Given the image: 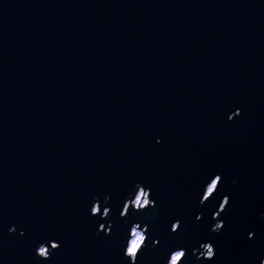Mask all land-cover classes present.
<instances>
[{
	"label": "water",
	"instance_id": "1",
	"mask_svg": "<svg viewBox=\"0 0 264 264\" xmlns=\"http://www.w3.org/2000/svg\"><path fill=\"white\" fill-rule=\"evenodd\" d=\"M261 211L264 0H0V264H259Z\"/></svg>",
	"mask_w": 264,
	"mask_h": 264
},
{
	"label": "snow or ice",
	"instance_id": "2",
	"mask_svg": "<svg viewBox=\"0 0 264 264\" xmlns=\"http://www.w3.org/2000/svg\"><path fill=\"white\" fill-rule=\"evenodd\" d=\"M236 110H238V113L241 112V108L237 107ZM222 174H214L208 184H207V189L205 192L202 193V197L203 198H210L211 194L214 193V190L215 189H218L219 188V184H220V181L222 180ZM233 184L236 183V181H232ZM147 187V191L144 193V195H146L151 203V205H155L156 204V200L155 198H153L151 196V188L146 186ZM103 204H107L110 197L109 196H104L103 198ZM230 202V196L229 195H226L222 198L221 201H219L218 205H217V208L219 209V211L217 212L216 210L212 211L211 213V223L209 225V231L211 232H220L221 229H222V226L221 225H218V220H220L221 217H223V211L222 210H225L227 208V205L228 203ZM134 203V202H133ZM100 205H101V198L100 197H97L96 200H95V203H94V206L91 208V212L93 214H99L101 215L102 213L104 215H106L108 212H109V208H102V211L100 210ZM132 208L131 205H128L126 208H124V210L122 211L121 215L125 216L126 213L128 212V210ZM143 215L144 216H148L149 213L147 211L143 212ZM259 216L260 217H264V211H261L259 212ZM202 218V213H200L199 215H195V220L196 221H199L200 219ZM182 221L179 217L175 218L173 220V222L170 224V230H172L173 232H177L180 230V225H181ZM224 223H225V220H224ZM113 225V221L112 220H107V223L105 225L102 226V229L103 228H107L108 230L111 229ZM20 232L23 233L24 232V229L21 228L20 229ZM133 232H135V228L133 227ZM256 233V228L253 226V227H250L248 230H247V237L248 238H253L254 235ZM137 236V235H136ZM135 236V237H136ZM207 241L210 242V247L212 248V255H210L208 258H213L214 257V253H215V246H214V243L209 240V239H205ZM156 243V240L155 241H152V244H155ZM60 246V241L58 239H53V247L57 248ZM142 246H148L147 243H146V233L144 234V236L142 237L141 241L139 243H136L135 242V238L129 240V239H126L125 241V252L127 253V255L124 256L125 259H129L130 257L133 256L134 254V259H133V264H135V261L137 260L138 258V249H141ZM177 249H182V252H181V255H180V260L182 257L186 256L187 255V247L186 246H177L176 247ZM197 250V246H193L191 248V252H195ZM38 252H43L44 251V248L43 247H40L37 249ZM52 251V248H49L48 250V254L46 256H40V255H37L35 257V259L37 261H40L41 258H49L50 257V253ZM196 259H200V257H195ZM183 264H190V260L189 259H183Z\"/></svg>",
	"mask_w": 264,
	"mask_h": 264
},
{
	"label": "clouds",
	"instance_id": "3",
	"mask_svg": "<svg viewBox=\"0 0 264 264\" xmlns=\"http://www.w3.org/2000/svg\"><path fill=\"white\" fill-rule=\"evenodd\" d=\"M238 113V110H235ZM197 215H199V213H197ZM220 220H218V225L222 224L219 222ZM142 237L137 234V236L135 237V242L139 243L141 241ZM201 250L203 251V246H201ZM182 249H178L176 251H173L171 253L170 258L166 261V264H177V262L180 260V255H181ZM210 255H212V251H209L207 257H209ZM259 264H264V256H261L259 259Z\"/></svg>",
	"mask_w": 264,
	"mask_h": 264
},
{
	"label": "rangeland",
	"instance_id": "4",
	"mask_svg": "<svg viewBox=\"0 0 264 264\" xmlns=\"http://www.w3.org/2000/svg\"><path fill=\"white\" fill-rule=\"evenodd\" d=\"M142 191H143V189H140V190H138L137 193H136V196H135V198H134V199H135V200H134V205H135V206H137V203H138V201H139V198H140V196H141ZM145 192H146V191L144 190V193H145ZM144 193H143L144 199H143L142 201L139 202V206H143V205L146 203V201H147V196L144 195ZM134 228H135V227H134ZM137 234H139L141 237H143V234H142L141 230L135 228V232H133V230H132L131 239L135 238V236H136ZM131 239H130V240H131Z\"/></svg>",
	"mask_w": 264,
	"mask_h": 264
},
{
	"label": "trees",
	"instance_id": "5",
	"mask_svg": "<svg viewBox=\"0 0 264 264\" xmlns=\"http://www.w3.org/2000/svg\"><path fill=\"white\" fill-rule=\"evenodd\" d=\"M203 250H204L205 252H208V251H209L208 248H207V246H205V247L203 248Z\"/></svg>",
	"mask_w": 264,
	"mask_h": 264
},
{
	"label": "flooded vegetation",
	"instance_id": "6",
	"mask_svg": "<svg viewBox=\"0 0 264 264\" xmlns=\"http://www.w3.org/2000/svg\"><path fill=\"white\" fill-rule=\"evenodd\" d=\"M204 247H205V246H204ZM204 247H203V248H204ZM207 248H208V250H209V247H207Z\"/></svg>",
	"mask_w": 264,
	"mask_h": 264
}]
</instances>
